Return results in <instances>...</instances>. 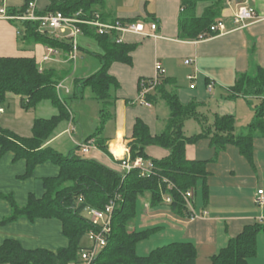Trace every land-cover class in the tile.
I'll return each mask as SVG.
<instances>
[{
  "label": "crops",
  "instance_id": "0c3cea01",
  "mask_svg": "<svg viewBox=\"0 0 264 264\" xmlns=\"http://www.w3.org/2000/svg\"><path fill=\"white\" fill-rule=\"evenodd\" d=\"M36 1L38 9L42 11L54 0ZM247 1L264 17V0ZM26 2L27 0H3L7 8H21ZM181 4L182 0H98L95 9L107 18L132 19L142 16L146 23L156 22L158 29L156 36L134 33L124 35V42L134 46V49L131 52V64L114 62L110 67V74L117 78L119 88L109 106L108 119L111 123L100 133L109 153L100 147L92 148L90 158L123 172L121 159L130 155L128 142L132 138L136 120L142 119L152 134L163 132L170 116L166 102L159 98L156 102H151V106H147L138 100L141 93L140 80L152 79L156 75L158 61L166 70L165 77L174 81V85H168V90L176 91L183 104L197 103L199 113L206 117V126L212 125L216 116L232 115L235 117L236 132L240 133L248 129V126H237L240 116L254 119L256 105L252 99L261 100L262 97L235 94L231 87L235 85L239 74L253 75L258 66L264 67V18L236 29L233 15L238 5L234 0H228L219 19L225 21L229 32L202 40L183 39L180 37L179 27ZM211 5L210 1H199L196 15L202 16ZM147 29L150 30L149 27ZM22 34L20 21L0 18V56H33L44 67L63 68L70 62L63 54L58 57L59 60L57 58L43 62L47 46L26 43ZM82 40L81 51L97 43V50L94 49L91 53H103L96 40L93 41L90 37H83ZM188 59L192 60L189 64L186 63ZM99 68L100 63H96L91 68H83L78 75V69L74 66V70L64 80L65 85L70 88L68 95L74 96L76 77H87ZM191 75L194 76L193 79L190 78ZM72 98L96 100L90 97L89 92L84 98ZM13 99L18 101L14 107L15 112L9 113L3 108L0 127L21 136L32 135L36 118H50L58 114V108L49 101L25 110L20 104L19 96L9 95L8 100ZM32 110L37 111L36 117L23 113ZM75 118L70 109V122H63L47 144L59 150L58 142L68 134L70 147L65 146L66 139L62 140V144L69 151L62 152L68 153L79 146L80 140L75 137ZM190 120L184 126V133L187 136L202 133L203 128L199 121ZM29 131L30 135L27 134ZM90 135L92 134L85 139ZM90 141L95 142V138ZM119 144L124 150L120 155L113 150ZM253 148L254 160L251 163L235 145H228L217 155L209 139L189 143L186 146L187 158L208 161V197L203 196L202 184L199 183L197 189L191 190V207H188L192 216L182 217L175 214L164 201L157 206L151 205L149 196L143 205L142 227L158 228L167 235L169 243L193 242L198 253L196 264H212L211 257L225 248L232 237L239 235L247 225L259 223L263 229L257 234V252L249 258L248 264H264V205L256 203L258 190L264 189V136L256 135ZM77 152L83 154L81 148ZM146 152L155 159H163L169 155V150L157 145L148 146ZM26 168V160L16 159L12 151L0 157V245L6 239L14 238L27 249L45 248L57 251L67 247L69 240L63 233V223L59 218H38L30 221L22 217L3 222L12 212L9 195L14 197L19 206H25L31 193L38 198L43 197L45 178L55 177L60 172L58 165L48 161L39 164L31 177L23 178ZM135 229L139 228L136 225L131 227V231Z\"/></svg>",
  "mask_w": 264,
  "mask_h": 264
},
{
  "label": "trees",
  "instance_id": "16d2710c",
  "mask_svg": "<svg viewBox=\"0 0 264 264\" xmlns=\"http://www.w3.org/2000/svg\"><path fill=\"white\" fill-rule=\"evenodd\" d=\"M30 1L32 0H27L21 8H8V13L24 12ZM199 1L212 2L202 16L196 15ZM227 1L182 0L180 37L198 40L212 24L220 20L221 10ZM97 4L98 0H54L42 12L61 11L65 15H73L83 9L91 13L97 10ZM127 20L145 21L142 16ZM20 24L23 29L22 39L26 43L59 48L65 53L70 51L68 42L40 33L36 23L21 21ZM83 30L98 42L103 53H91L100 63V68L87 77L75 78L72 97L84 98L89 92L91 98L101 101V117L102 122H105L109 118V106L115 98L114 93L119 88L117 78L110 74V67L114 62L131 64L134 46L117 42L115 34L99 35L90 27H83ZM74 64L69 62L63 68L43 66L41 69L33 56H0V107L8 100L9 95H17L25 110L36 108L43 101H49L58 108V114L50 118H36L29 137L0 127V157L12 151L16 159H25L27 168L23 178L31 177L36 167L44 162L51 161L60 168L57 176L44 179L43 197L38 198L31 193L27 204L19 206L14 197L9 195L12 212L3 222L22 217L30 221L59 218L63 223V233L69 240L67 247L52 251L45 248L27 249L17 239H6L0 245V264H78L83 248L82 238L92 228L83 215L84 210L87 207L103 209L117 195L121 200L114 213L113 231L108 245L94 264H196L197 248L191 241L158 246L146 256L138 254V242L158 231V228L131 231V223L138 214V199L148 192L151 205L157 206L163 203V194H168L173 200L171 210L178 216L191 217L184 194L197 189L201 183L203 196L207 198L209 195L208 161L189 159L186 156V146L201 139H209L217 155L228 145H235L253 163V139L256 135L264 136V67L258 66L253 75L239 74L235 85L231 87L235 94L262 97L255 107L253 121L246 131L240 133L236 132L235 117L232 115L216 116L215 122L206 126V117L199 113L198 104H183L177 92L167 88L168 85H174L173 79L164 76L146 98L150 102H156L160 98L168 105L170 116L165 129L160 134H152L149 126L142 119H137L132 138L128 142L132 161L141 157L154 164V173L142 176L140 168L122 173L96 159L84 157L77 152L80 146L63 153L47 144L55 136L59 126L70 119L68 100L72 97L68 94L60 96L57 85L70 75ZM188 119L198 120L203 128L202 133L187 136L184 125ZM101 131L100 128L86 141L95 138L97 146L109 153L104 139L100 137ZM150 145L166 148L169 155L163 159L151 158L146 152ZM170 183L173 187H169ZM262 229L263 226L259 223L247 225L239 235L230 239L225 248L211 257L212 264H248L249 258L257 252V234Z\"/></svg>",
  "mask_w": 264,
  "mask_h": 264
},
{
  "label": "built area",
  "instance_id": "2783aa9c",
  "mask_svg": "<svg viewBox=\"0 0 264 264\" xmlns=\"http://www.w3.org/2000/svg\"><path fill=\"white\" fill-rule=\"evenodd\" d=\"M237 3V9L233 15V22L236 29L243 28L249 24L259 21L264 17L260 16L258 12L248 4L247 0H234ZM0 18L11 21H31L37 24L38 31L44 35L51 36L54 39L66 41L70 44V51L65 53L63 50L51 46H47L46 53L42 61H51L57 59L60 55H66L67 60L76 63L79 59L81 51L80 36L90 37L84 33L83 27H90L99 35H116V40L119 43L124 42V35L129 33L140 34L142 36H156L158 24L156 22L146 23L145 21H130L127 19L114 18L110 19L98 10L91 13L85 12L83 9L75 12L73 15H65L61 11L45 12L38 9L37 1L29 2L27 9L24 12L9 14L8 8L3 2L0 5ZM149 27L150 30L147 29ZM229 32L224 20H219L212 24L210 29L202 34L198 40L212 37L217 34ZM59 60V58L57 59ZM192 60H186V63H191ZM40 68L43 66L40 64ZM156 75L152 79H143L141 82V93L139 101L147 106L152 103L147 100V94L153 91L159 84L161 79L165 76V68L161 62H156ZM191 79L194 76H190ZM194 86V85H192ZM212 85H210V88ZM57 90L60 96L70 93V88L65 85L64 81L57 85ZM4 111L0 107V114ZM84 153L89 152L92 148L96 149L98 146L93 141H86L80 145ZM123 172L126 173L134 168H140L142 176H150L154 173V164L151 160H144L138 157L134 161L131 160L130 155L121 159ZM169 187H173L170 183ZM184 197L191 207L190 201L192 198V191H187ZM121 197L119 195L112 198L110 202L103 208L87 207L83 215L91 223L92 228L88 231L87 238L90 246L83 247L80 252V261L78 264H94L99 255L108 245L109 237L113 231L114 213ZM164 203L170 205L172 197L168 194H163ZM258 205H264V189H259L256 197Z\"/></svg>",
  "mask_w": 264,
  "mask_h": 264
},
{
  "label": "rangeland",
  "instance_id": "374dc122",
  "mask_svg": "<svg viewBox=\"0 0 264 264\" xmlns=\"http://www.w3.org/2000/svg\"><path fill=\"white\" fill-rule=\"evenodd\" d=\"M84 36H80V41H83L82 38ZM91 38V37H90ZM91 40L95 41V39L91 38ZM97 43L93 44V47H87L86 50L80 51L79 54V59L78 61L74 64V66H76V69H78V75L81 74V70L83 68H91L94 66V64L99 63L97 58L92 56L91 51H93L94 49L97 50ZM95 47V48H94ZM93 48V49H92ZM68 83V82H67ZM253 102H255V105H259L260 100L257 99H252ZM18 103V101L16 99L13 100H6L5 102H3L1 104L2 108H5L7 112L9 113H14V107L16 106V104ZM68 106L71 109L73 115H75V137L77 139L80 140L79 142V146L84 144L86 142V137L89 134H93L95 132H97L100 128L103 130V128L108 124H110V120L107 119L105 122H102V117H101V107L102 104L101 102L97 101V100H76L74 98L69 99L68 100ZM23 113H25V115H31V117L33 116H37V111H24ZM27 113V114H26ZM29 113V114H28ZM189 122L191 121L190 119H188ZM188 120L185 122H188ZM242 120V121H241ZM252 118H246V116L241 115L240 116V120L237 121V126L239 127H246L248 126L249 123H251ZM70 122V119L68 120ZM108 128L111 130L112 127L108 126ZM27 134H31V132L29 131V133ZM66 139V141H68V143L66 144L65 141V146L70 147V136L67 134L66 136H64L59 142H58V149L62 152H67L69 151V149H67L68 147H65L64 144H62V140ZM62 144V146H61ZM54 148V147H53ZM58 150V151H59ZM91 152L89 151L87 153L83 152V156L90 158L91 156ZM150 196V193L146 192L145 195H141L138 199V214L136 219L131 223L132 228H134V226L136 225L139 229L138 230H143L145 228H148V226L142 227L141 225V220H142V215H143V205L145 202V199H147ZM151 228V226L149 227ZM167 235L164 233H161V231H154L152 232L149 237L141 240L140 242H138L137 244V252L139 255L142 256H146L149 255L151 253V251L153 249H155L158 246H161L163 244H167L170 242L169 239L166 238ZM82 246L83 247H88L90 246V242L87 238V235H84L82 238Z\"/></svg>",
  "mask_w": 264,
  "mask_h": 264
},
{
  "label": "bare ground",
  "instance_id": "6f19581e",
  "mask_svg": "<svg viewBox=\"0 0 264 264\" xmlns=\"http://www.w3.org/2000/svg\"><path fill=\"white\" fill-rule=\"evenodd\" d=\"M113 150H114V152L116 153V154H118V155H120V154H122L123 153V149H122V146L119 144V145H117V146H115V147H113Z\"/></svg>",
  "mask_w": 264,
  "mask_h": 264
}]
</instances>
